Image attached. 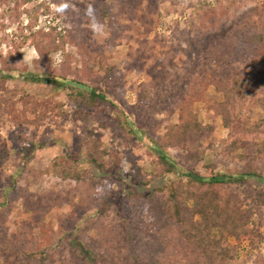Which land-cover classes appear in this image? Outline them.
Listing matches in <instances>:
<instances>
[{"label": "rangeland", "instance_id": "obj_1", "mask_svg": "<svg viewBox=\"0 0 264 264\" xmlns=\"http://www.w3.org/2000/svg\"><path fill=\"white\" fill-rule=\"evenodd\" d=\"M262 4L0 0V264H90L71 238L100 264H137L128 228L141 264L184 257L193 202H178L179 225L166 207L171 189L185 191L189 173L210 179L208 168L264 175V51L248 40L264 29ZM235 80L255 84L222 111L221 89ZM90 90L106 102L91 103ZM195 120L213 131L198 140L202 160L187 163L169 143ZM70 171L82 181L65 179ZM214 193L235 195L241 208V238L225 241L226 264H264V182L236 180ZM30 197L38 207L25 212ZM42 251L41 261L27 256Z\"/></svg>", "mask_w": 264, "mask_h": 264}, {"label": "trees", "instance_id": "obj_2", "mask_svg": "<svg viewBox=\"0 0 264 264\" xmlns=\"http://www.w3.org/2000/svg\"><path fill=\"white\" fill-rule=\"evenodd\" d=\"M262 6H264V4H262ZM249 25V30L257 27L255 23ZM248 40L257 44L259 42L264 51V29H262L259 34H252ZM257 65L263 67V77L257 79L260 81L257 83H260L258 88L264 90V56L259 57ZM30 80L33 82L57 84L55 81L41 80L37 77H31ZM254 84L255 82L252 80H235L234 82L227 83V87L221 89V92L224 93L225 96V102L220 105L223 109L222 111H227V107H230L231 101H234V98H238L242 92L249 91ZM88 92L91 103H94L96 100L106 102V98L96 94V91L90 90ZM258 102L264 108V97H261ZM212 131L213 127L205 129L201 123L196 120L189 123H182L177 130H173L171 143L169 144L183 148L186 153L185 160L187 163L201 161L202 154L198 151V140L201 136L206 133H211ZM233 142L235 143L237 141ZM153 147L157 152L158 160L166 169L165 172L167 174L173 173V170L176 168L175 163L169 159L168 155L165 154L160 147L157 145ZM259 147L261 152H264V143L259 145ZM207 171L211 174L210 179L201 178L198 175L189 173L187 174L188 185L185 191L181 187H177L172 188L170 193H168L172 206L170 207L168 204L166 207L168 209L172 208L174 219L179 225L183 223L180 219L182 207L178 202L182 200L185 202L191 200L193 202V208L190 211L191 218L181 235L182 246L186 251L185 256L178 260L172 254H168L165 261L157 259L153 264H226V262L232 258V250L225 245V241L228 238H235L236 240L241 238V208L238 204V198L235 195L230 194L224 197L214 192L225 183H235L236 180L243 181L248 178H253L258 182H264V175L252 172L241 175L236 179L235 177H228L225 175H214L211 168H208ZM64 178L75 180L76 182L82 181V177L77 173L75 174L74 171H70ZM202 188H207V191L201 192ZM88 189L89 188H85V192L83 189H76L75 192H77L78 196H84L85 193H88ZM263 196L264 195L260 197L258 205L264 206ZM167 203L168 202H166V204ZM37 204L38 203L35 202L32 197L28 198L23 204L24 211H33L38 207ZM196 217L198 220L195 221L193 218ZM127 231V242L131 251L130 256L132 262L134 261L137 264H141L134 255L133 232L130 228H128ZM69 242L71 246L84 257L86 262L90 264L101 263L94 251L88 249L84 243L77 241L75 238H71ZM27 256L31 260L38 259L41 261V258L45 257V253L43 251L40 253H29Z\"/></svg>", "mask_w": 264, "mask_h": 264}]
</instances>
